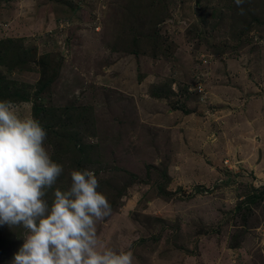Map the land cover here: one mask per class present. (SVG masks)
I'll use <instances>...</instances> for the list:
<instances>
[{"label":"rangeland","instance_id":"374dc122","mask_svg":"<svg viewBox=\"0 0 264 264\" xmlns=\"http://www.w3.org/2000/svg\"><path fill=\"white\" fill-rule=\"evenodd\" d=\"M0 100L46 130L49 204L95 173L102 246L264 264V0H0ZM25 235L0 226V264Z\"/></svg>","mask_w":264,"mask_h":264},{"label":"clouds","instance_id":"9594fccd","mask_svg":"<svg viewBox=\"0 0 264 264\" xmlns=\"http://www.w3.org/2000/svg\"><path fill=\"white\" fill-rule=\"evenodd\" d=\"M245 0H234L239 7ZM243 9H241V14ZM47 133L38 120L21 118L0 100V226H22L23 243L12 264H132L131 251L101 245L97 224L111 213L91 170H72L71 186L45 190L62 174L44 147Z\"/></svg>","mask_w":264,"mask_h":264},{"label":"crops","instance_id":"0c3cea01","mask_svg":"<svg viewBox=\"0 0 264 264\" xmlns=\"http://www.w3.org/2000/svg\"><path fill=\"white\" fill-rule=\"evenodd\" d=\"M248 117L251 118V119H254L255 118V113L252 112ZM246 154H249V152L248 151H243V152H240L239 154L237 152V160L239 161V163L240 162L246 163L247 161H249V160H245V155Z\"/></svg>","mask_w":264,"mask_h":264},{"label":"trees","instance_id":"16d2710c","mask_svg":"<svg viewBox=\"0 0 264 264\" xmlns=\"http://www.w3.org/2000/svg\"><path fill=\"white\" fill-rule=\"evenodd\" d=\"M262 187H264V185H263ZM263 189H264V188H263ZM263 189L260 190V192H259L258 194H257V193L252 194L248 199H249V200H253V199H255L256 197H261V195H262V193H263Z\"/></svg>","mask_w":264,"mask_h":264}]
</instances>
